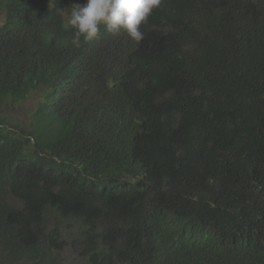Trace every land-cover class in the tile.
<instances>
[{
	"label": "trees",
	"instance_id": "trees-1",
	"mask_svg": "<svg viewBox=\"0 0 264 264\" xmlns=\"http://www.w3.org/2000/svg\"><path fill=\"white\" fill-rule=\"evenodd\" d=\"M83 3L0 0V264H264V0Z\"/></svg>",
	"mask_w": 264,
	"mask_h": 264
},
{
	"label": "clouds",
	"instance_id": "clouds-1",
	"mask_svg": "<svg viewBox=\"0 0 264 264\" xmlns=\"http://www.w3.org/2000/svg\"><path fill=\"white\" fill-rule=\"evenodd\" d=\"M161 4L162 0H84L74 4L67 21L73 29L71 43L80 47L93 41L103 26L107 33H125L139 44L144 38L141 25Z\"/></svg>",
	"mask_w": 264,
	"mask_h": 264
},
{
	"label": "rangeland",
	"instance_id": "rangeland-1",
	"mask_svg": "<svg viewBox=\"0 0 264 264\" xmlns=\"http://www.w3.org/2000/svg\"><path fill=\"white\" fill-rule=\"evenodd\" d=\"M1 23H2V15L0 14V24ZM31 107H32V104L29 101H27L25 105L21 108V112L29 111Z\"/></svg>",
	"mask_w": 264,
	"mask_h": 264
}]
</instances>
